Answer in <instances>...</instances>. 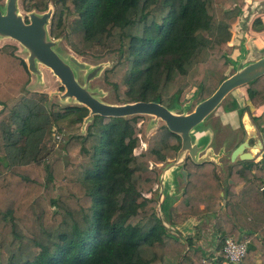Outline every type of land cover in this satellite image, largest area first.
<instances>
[{
	"label": "trees",
	"instance_id": "trees-1",
	"mask_svg": "<svg viewBox=\"0 0 264 264\" xmlns=\"http://www.w3.org/2000/svg\"><path fill=\"white\" fill-rule=\"evenodd\" d=\"M248 1L53 0L49 33H64L81 55L118 52L105 80L121 103L176 110L189 93L208 98L227 77L231 29ZM47 2L22 5L44 12ZM13 47H0V264H264V156L231 163L230 184L214 163L186 160L187 184L166 212L170 226L212 217L219 252L227 236L248 240L238 263L208 256L158 214V165L176 158L181 138L162 125L144 146L142 115H94L86 135H68L47 163L52 125L81 123L89 110L62 109L27 90L31 73ZM247 94L250 106L264 105V75Z\"/></svg>",
	"mask_w": 264,
	"mask_h": 264
},
{
	"label": "water",
	"instance_id": "water-1",
	"mask_svg": "<svg viewBox=\"0 0 264 264\" xmlns=\"http://www.w3.org/2000/svg\"><path fill=\"white\" fill-rule=\"evenodd\" d=\"M3 7L5 9L4 12L2 11ZM3 7H0V37H8L19 42L29 52L27 60H24L26 61L30 73H40L37 63H41L48 67L60 80L64 88V92L60 97L62 99H74L78 105L85 106L89 110V114L84 120H91L94 115L104 117L150 115L155 119L163 121L169 131L177 134L181 138V147L175 160L167 162L164 165H158L160 173L157 183L158 214L160 213V216L162 215L164 220L163 224L166 227H170L174 230L176 229L179 234L177 228L175 226H170L169 222L166 220V212L174 201H179H177V199L181 198L183 188L187 184V171L184 168V164L186 160L190 158V160L196 164L210 161L216 165L213 156L222 154L214 152L212 148H216L214 144L216 130L217 127L221 125L218 122H214L213 119L212 121L214 124H212V121L209 120L232 90L247 85L264 75V56L255 61L236 67L235 71L231 74L227 73V77L208 98L197 102L195 107L188 111H181L180 108L170 110L155 101L110 104L101 101L95 92L87 88L88 81L101 70L100 65L92 68L86 73L85 84L81 85L76 79L75 71L72 66L74 65L79 69H83L84 64L80 63L73 56L68 57L69 62H66L63 57L54 50L56 41L48 38L49 35L47 30V25L50 24V19L52 17L50 9L42 14L31 12L28 15V21H25L17 12V0H5V5ZM207 125L210 126L214 132L212 142L210 141V147L207 145V141L202 142L204 139L198 140L193 137L197 131ZM197 127L198 129H196ZM233 131L236 133L240 132L239 134H241L237 141L241 140L243 136L244 140L233 147L229 155L225 156H229L228 159L231 163L237 161H254L259 155L264 154V132L256 130V127L250 120H246L245 123L243 122L239 131L238 129ZM251 141H253L252 144ZM143 144L146 145V141L143 142ZM221 148L223 147L221 146L220 149ZM228 159H225L226 164L229 162ZM225 167L227 168V165ZM169 174L172 176L175 175L176 182L173 181L174 188L173 183L170 184L168 188L165 187L166 183L164 179L169 176ZM227 178L228 174L225 172L223 184L226 183ZM229 181L232 183L231 179H229ZM261 191L264 197V187H262ZM169 192L178 197H172L173 195L171 196ZM166 201L169 205L163 208V204Z\"/></svg>",
	"mask_w": 264,
	"mask_h": 264
},
{
	"label": "rangeland",
	"instance_id": "rangeland-1",
	"mask_svg": "<svg viewBox=\"0 0 264 264\" xmlns=\"http://www.w3.org/2000/svg\"><path fill=\"white\" fill-rule=\"evenodd\" d=\"M23 0H17V12L18 14H20L25 21H28V15L31 12L37 13V14H42L43 12H40L36 9H32L30 11H26L23 8L22 5ZM5 5V0H0V7H3ZM51 10L52 15L54 13V3L53 0H48L47 2V9L44 11L46 12L47 10ZM4 7L2 8V11L4 12ZM51 21V19H50ZM49 29H50V24L47 25V30H48V35H49V39L56 41V46L54 47V50H56L66 62L68 61V57L73 56L75 57L80 63L84 64V68L83 69H79L76 66H72L74 71H75V75H76V79L77 81L81 84L84 85L85 84V75L87 72H89L92 68L100 65L101 66V70L96 73V75L94 77H92L88 83H87V88L90 91L95 92V94L98 96V98L105 102V103H110V104H120L121 101H119L116 98V93H115V89L106 82L105 80V73L107 70L111 69L120 59V54L118 52H107L103 55L100 56H94L92 54H78L75 51H73L69 45L66 42V38H65V34H61L60 37L58 38H54L49 34ZM2 46H7L10 47L12 49V47L14 48L15 52L23 57L25 60H27L29 52L17 41L8 38V37H0V47ZM37 67L40 71L39 74H32L31 73V77H30V82L29 84L26 86L27 90L30 91H37V92H42V93H46L48 96V102L51 103H56L60 108H66V107H70V106H76L78 105V103L74 100V99H62L60 97V95L64 92V88L62 86V84L60 83V80L52 73V71L46 67L45 65L41 64V63H37ZM32 82V83H31ZM198 101V97L197 96H192V94H188L187 95V101L185 106L181 105L179 108L181 109V111L183 110H190L193 109L195 107V105L197 104ZM1 107V106H0ZM212 118H210L209 121H212V119H214V115L211 116ZM142 122L140 123V133H139V137L142 140V143L145 142L147 140V138L153 133L155 132V130L164 125L163 121L155 119L153 116L150 115H142ZM91 122V120H82L81 123H72L70 122L68 119H63L61 121L58 122V124H54L52 125L49 134L47 136V139L49 141L50 144V148L48 150V157L47 158V163L51 162L55 157H58V155H60V153L62 152L61 149V145L62 142L66 141L67 136L74 134V135H81V136H85L87 133V127L89 125V123ZM216 125V124H215ZM198 129V127L196 128ZM239 131V129H238ZM55 133H59L62 135V140L60 142H56L54 140V135ZM240 132H234L233 130H230L226 127L220 126L217 127L216 130V135H215V141L214 144L216 145V149L219 147H223L221 148V154L222 155H229L231 150L234 147L235 142L240 138L239 134ZM194 138H196V134L193 135ZM202 142H205V140H203ZM201 142V143H202ZM253 143V141H251V144ZM214 145V147H215ZM205 153V152H203ZM202 153V154H203ZM262 158L259 159L258 161L262 160ZM175 160V159H174ZM172 160V161H174ZM151 167V165H150ZM167 176L164 180H165V187L168 188L170 183L168 180ZM55 189H56V193H63L64 192V188L61 182H56L55 183ZM166 191V190H165ZM169 203L166 201L163 204V208L168 207ZM160 215V213H159ZM162 217V215H161ZM163 218V217H162ZM207 218V217H206ZM177 228V230H183V228L175 226ZM203 234H201V236H204L205 241L209 242L213 241L212 239V233L211 231H213L212 227L209 226L207 228H203L202 229ZM210 248L212 246H209ZM209 256V255H208ZM211 257H222L221 254L219 253V251L217 250V252L215 254H211ZM168 264H178L177 260L174 259L171 262H169Z\"/></svg>",
	"mask_w": 264,
	"mask_h": 264
},
{
	"label": "crops",
	"instance_id": "crops-1",
	"mask_svg": "<svg viewBox=\"0 0 264 264\" xmlns=\"http://www.w3.org/2000/svg\"><path fill=\"white\" fill-rule=\"evenodd\" d=\"M231 31L230 45L232 46V52L230 57L232 63L228 69V74L234 72L236 67L255 61L264 56V0H249L241 14L237 17ZM247 87L248 84L240 86L232 90L226 96L221 106L217 108L214 113V122H218L223 127L236 130L240 128L243 122L245 123L246 120H250L256 127V130L264 132L262 131V129H264V105L257 108L249 105ZM228 105H233V108L225 109ZM212 124H214L213 121ZM213 136V129L208 125L196 132V138L198 140L204 139L207 141L209 147ZM242 139L244 140V136ZM239 141H236L235 145ZM212 150L221 153L220 147L218 150H214L213 148ZM260 157H262V155H259L254 161L257 162ZM213 158L217 165H215L216 173L223 183V176L225 172L228 174V167L231 164L228 159L229 156L214 155ZM226 158L229 160L228 164L225 163ZM226 165L227 168L225 167ZM168 180L170 184H172L173 181L176 182L175 175L172 176L169 174ZM227 182L230 184L229 178H227ZM241 186V184L237 185L236 190L238 191ZM169 193L171 196L173 195L171 192ZM172 197L175 198L178 196L174 194ZM178 200L179 198L177 201ZM176 203L177 202L174 201L169 210H171ZM212 225L213 219L210 216H191L175 226L183 228V230H179V233L182 234L184 238L194 239L196 244L200 246L207 255L211 256V254L217 252L218 235H216L214 230L211 231L213 241H210L208 244L201 234H203V228L212 227ZM209 246L212 247L210 248ZM257 264H259V262H257Z\"/></svg>",
	"mask_w": 264,
	"mask_h": 264
},
{
	"label": "built area",
	"instance_id": "built-area-1",
	"mask_svg": "<svg viewBox=\"0 0 264 264\" xmlns=\"http://www.w3.org/2000/svg\"><path fill=\"white\" fill-rule=\"evenodd\" d=\"M54 136H55L54 140L56 142H60L62 140L61 134L55 133ZM261 158L262 157H260V159ZM247 245H248L247 239L243 238L240 241H236L233 237L227 236L224 238L223 245L219 253L224 258L225 262L238 263L242 261L245 256Z\"/></svg>",
	"mask_w": 264,
	"mask_h": 264
}]
</instances>
